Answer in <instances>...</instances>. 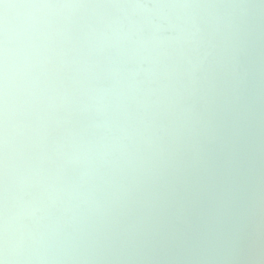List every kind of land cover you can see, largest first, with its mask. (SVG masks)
<instances>
[{
    "label": "bare ground",
    "instance_id": "1",
    "mask_svg": "<svg viewBox=\"0 0 264 264\" xmlns=\"http://www.w3.org/2000/svg\"><path fill=\"white\" fill-rule=\"evenodd\" d=\"M28 2L0 25V254L225 264L239 225L256 264L264 0Z\"/></svg>",
    "mask_w": 264,
    "mask_h": 264
},
{
    "label": "clouds",
    "instance_id": "2",
    "mask_svg": "<svg viewBox=\"0 0 264 264\" xmlns=\"http://www.w3.org/2000/svg\"><path fill=\"white\" fill-rule=\"evenodd\" d=\"M70 7H78L77 5H72ZM6 79V74H5ZM239 231V225L234 226L231 235L228 239L225 254L220 258L225 264H232L238 258V250H239V237L237 235ZM264 235L255 234L254 235V244L257 245L256 255L253 257L256 264H264V249H261L259 245V241ZM10 254L7 245V241L5 240V244L2 250V254H0V264H10ZM206 259V258H202Z\"/></svg>",
    "mask_w": 264,
    "mask_h": 264
},
{
    "label": "snow or ice",
    "instance_id": "3",
    "mask_svg": "<svg viewBox=\"0 0 264 264\" xmlns=\"http://www.w3.org/2000/svg\"><path fill=\"white\" fill-rule=\"evenodd\" d=\"M49 5L38 4L28 2V0H0V25H2L5 35L6 42V30L8 21V9L18 8V9H28L36 7H45Z\"/></svg>",
    "mask_w": 264,
    "mask_h": 264
}]
</instances>
